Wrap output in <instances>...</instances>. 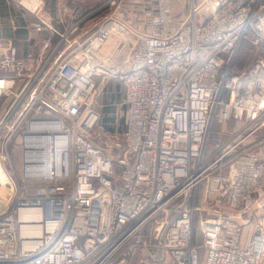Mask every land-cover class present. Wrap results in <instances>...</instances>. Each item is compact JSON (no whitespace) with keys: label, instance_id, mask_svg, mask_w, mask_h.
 Instances as JSON below:
<instances>
[{"label":"built area","instance_id":"obj_1","mask_svg":"<svg viewBox=\"0 0 264 264\" xmlns=\"http://www.w3.org/2000/svg\"><path fill=\"white\" fill-rule=\"evenodd\" d=\"M199 2L182 18L171 0H144L139 32L111 10L52 69L49 39L0 53V264H127L138 248L152 264L264 261V221L242 245L233 217L264 197V158L237 149L241 137L206 159L215 117L264 123V57L233 71L242 42L264 43V0ZM19 3L36 29L48 25L41 0ZM111 78L123 87V147L95 132Z\"/></svg>","mask_w":264,"mask_h":264},{"label":"crops","instance_id":"obj_2","mask_svg":"<svg viewBox=\"0 0 264 264\" xmlns=\"http://www.w3.org/2000/svg\"><path fill=\"white\" fill-rule=\"evenodd\" d=\"M19 1L0 0V53L12 44L17 47L19 55H25L31 50H38L43 44L42 41L49 39L50 44L46 46L45 52L47 54L53 53L50 69L71 51L76 40H82L90 34L111 10H115L119 18L134 27L136 31L139 32L141 28L136 24V21L141 18L143 11L140 14L136 13L135 16L132 11L134 2L138 3V0H126L121 2L118 7L108 6V0H41L42 9L39 16L48 24L42 30L36 29L37 16L24 8ZM124 6L129 8L128 11L123 8ZM130 11H132L131 16ZM76 21L81 22L80 29L69 35L70 41H63L60 34L68 33ZM128 54L129 51H126L122 61L128 57ZM107 84L106 90L109 93L114 91L115 86H117L118 90H116L115 97L119 93L121 102L123 87L119 79L111 78ZM109 100L111 99L109 98ZM261 119H264V114L260 116ZM256 124L250 125L249 131L246 133L249 134L244 144H247L251 149L253 148V151L258 152L264 158V137L260 134L264 123L255 129ZM252 135L253 138H251ZM229 212L231 213V211ZM233 217L242 224L241 243L246 245L258 225L264 221V197L259 198L244 216L233 215ZM167 264L174 263L170 260ZM261 264H264V261Z\"/></svg>","mask_w":264,"mask_h":264},{"label":"rangeland","instance_id":"obj_3","mask_svg":"<svg viewBox=\"0 0 264 264\" xmlns=\"http://www.w3.org/2000/svg\"><path fill=\"white\" fill-rule=\"evenodd\" d=\"M126 1V0H124ZM139 2H134V7H132L133 14L135 16L136 13L140 14L143 11V2L144 0H138ZM174 13L178 17L184 18L188 15L192 0H171ZM196 3L199 2V0H195ZM209 6L208 2L202 1L199 2L198 10L204 11ZM124 9H129L128 7L124 6ZM125 10V11H126ZM128 11V10H127ZM132 11L129 12L130 16L132 14ZM128 14V13H127ZM137 14V15H138ZM126 17V16H124ZM205 17V14H199L198 13V20H202ZM236 61L233 66V71L238 72L243 70L244 68L252 65L256 59L259 57H264V43L260 45H254L248 40H245L242 42L238 48L237 55H236ZM109 82V81H108ZM107 82V83H108ZM107 83L101 84L102 89L98 98V101L96 103V108L98 112L100 113V121L98 125L96 126L95 132L99 136L100 139L106 140L109 135H116L118 134L119 142L122 143L123 147V141L121 139V133L122 129L124 128V121H125V108L121 105L120 102V94L117 93L116 90H118L117 86H115L114 91L108 92L106 90ZM107 84V85H106ZM112 85V84H111ZM109 98L111 100H109ZM109 107V110L107 111V108ZM255 122H249L246 120H235V119H229L227 121L220 120L218 117H215L212 120L209 133L207 136V143H206V159L209 161L216 159L217 157H220L222 153L224 152L225 146L232 140L238 139V138H247L248 134H246L249 131L250 125L254 124ZM261 136L264 137V126H262ZM253 138V135L251 136ZM245 139L243 142L237 147V149H242L248 147L245 143ZM122 147L120 146L118 151L122 150ZM251 148V147H250ZM16 150V161H19L18 157V149ZM253 149V148H252ZM231 154H227L224 156L221 160L225 161L230 157ZM19 165V164H18ZM222 169H225V167H222ZM202 189V185L200 187ZM199 190L197 195V200L200 201L203 197L202 190ZM210 195V194H209ZM213 195V194H212ZM210 195V196H212ZM198 216L196 218L195 222V236L200 240V231H199V219L201 212L197 213ZM203 214H205V211H203ZM127 264H152L149 260V257L147 256L146 252L142 251L140 248L136 251H132L127 255Z\"/></svg>","mask_w":264,"mask_h":264},{"label":"bare ground","instance_id":"obj_4","mask_svg":"<svg viewBox=\"0 0 264 264\" xmlns=\"http://www.w3.org/2000/svg\"><path fill=\"white\" fill-rule=\"evenodd\" d=\"M20 1L26 7L33 8V6H35L40 0H20Z\"/></svg>","mask_w":264,"mask_h":264},{"label":"trees","instance_id":"obj_5","mask_svg":"<svg viewBox=\"0 0 264 264\" xmlns=\"http://www.w3.org/2000/svg\"><path fill=\"white\" fill-rule=\"evenodd\" d=\"M108 110H109V107L107 108V111H108ZM124 122H125V121H124ZM124 127H125V123H124ZM123 129H124V128H123ZM123 129H122V130H123Z\"/></svg>","mask_w":264,"mask_h":264}]
</instances>
